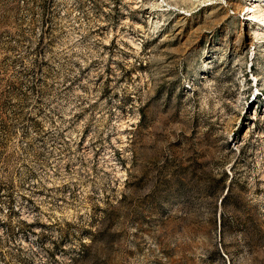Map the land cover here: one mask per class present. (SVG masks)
Listing matches in <instances>:
<instances>
[{
  "label": "rangeland",
  "instance_id": "1",
  "mask_svg": "<svg viewBox=\"0 0 264 264\" xmlns=\"http://www.w3.org/2000/svg\"><path fill=\"white\" fill-rule=\"evenodd\" d=\"M0 264H264V0H0Z\"/></svg>",
  "mask_w": 264,
  "mask_h": 264
}]
</instances>
